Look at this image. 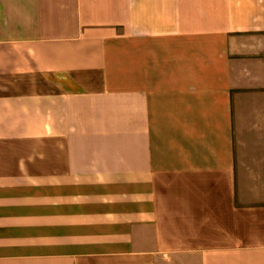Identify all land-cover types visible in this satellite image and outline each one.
Returning a JSON list of instances; mask_svg holds the SVG:
<instances>
[{
  "label": "crops",
  "instance_id": "0c3cea01",
  "mask_svg": "<svg viewBox=\"0 0 264 264\" xmlns=\"http://www.w3.org/2000/svg\"><path fill=\"white\" fill-rule=\"evenodd\" d=\"M0 264H264V0H0Z\"/></svg>",
  "mask_w": 264,
  "mask_h": 264
}]
</instances>
